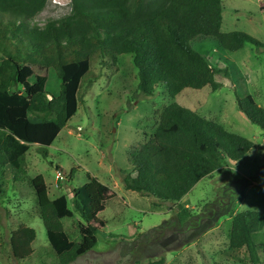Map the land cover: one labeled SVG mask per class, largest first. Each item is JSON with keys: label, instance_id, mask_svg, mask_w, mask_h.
Returning a JSON list of instances; mask_svg holds the SVG:
<instances>
[{"label": "trees", "instance_id": "16d2710c", "mask_svg": "<svg viewBox=\"0 0 264 264\" xmlns=\"http://www.w3.org/2000/svg\"><path fill=\"white\" fill-rule=\"evenodd\" d=\"M48 1L0 0V51L5 55L0 63V175L31 185L57 258L55 264H71L98 245L97 234L107 221L97 212L117 193L88 174V181L74 188L71 207L66 194L51 198L44 175L28 177L25 159L30 144L38 145L37 152L48 158L49 147L79 109L82 82L93 75V55L116 60L131 54L138 69V91L151 96L163 85L174 99L185 88L199 87L213 73L228 74L226 68L212 66L192 42L211 39L230 51L251 43L260 52L264 43L244 31H221L223 0H71L69 16L43 28L30 27L29 21ZM6 15L10 19L4 22ZM52 66L59 74L61 89L49 98ZM11 76L22 90L9 86ZM219 87L220 83L212 85L213 90ZM236 95L240 110L264 131V107L252 95ZM254 147L249 138L173 102L160 112L155 133L132 157L131 171H122L121 177L127 190L176 203L179 221L184 224L193 213L180 202L191 189L220 171L225 161L245 159ZM57 169L70 180L75 176L74 167L69 173L58 165ZM76 213L83 219L77 222L78 241L72 240L63 224V219H72ZM31 231L20 224L11 234L12 242L18 246L29 239ZM242 250L251 263L264 264V211L249 209L234 215L224 252L247 264L239 255ZM164 261L162 257L152 264Z\"/></svg>", "mask_w": 264, "mask_h": 264}, {"label": "rangeland", "instance_id": "374dc122", "mask_svg": "<svg viewBox=\"0 0 264 264\" xmlns=\"http://www.w3.org/2000/svg\"><path fill=\"white\" fill-rule=\"evenodd\" d=\"M264 0H223L221 31H244L264 43ZM71 0H49L29 21L45 27L72 13ZM4 22L10 18L2 17ZM193 48L203 53L210 64L226 68L228 74L213 73L197 88H185L176 98L158 85L154 95L138 91V69L131 54L116 60L93 55V75L82 82L76 115L49 147L48 158L30 144L25 159L29 178L44 175L51 198L69 197L88 181L91 174L110 186L117 196L102 204L97 215L107 221L98 232V245L71 264H152L162 257L164 264H241L227 255L232 219L244 210L264 211V131L251 123L240 110L237 95H252L264 107V50L251 43L237 51L218 46L213 40L194 41ZM5 55L0 51V63ZM94 80L90 85L89 81ZM220 83L213 90L212 85ZM12 89L22 90L13 76ZM61 80L55 66L50 68L49 98L59 94ZM176 102L201 117L218 122L227 130L241 134L255 144L245 159L227 160L220 171L204 177L180 202L193 216L179 221L176 203L159 202L149 195L127 190L122 171L130 172L132 157L155 133L159 114ZM57 165L68 173L60 175ZM158 202L157 206L153 203ZM0 264H55L45 226L40 218L35 191L28 183L4 180L0 175ZM76 213L63 219L72 240H80ZM20 224L31 227L29 239L16 246L11 234ZM250 262L245 250L239 252ZM264 262V256H261Z\"/></svg>", "mask_w": 264, "mask_h": 264}]
</instances>
